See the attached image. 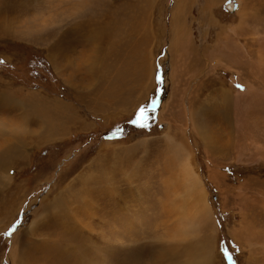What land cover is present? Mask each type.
<instances>
[{"label":"rangeland","instance_id":"374dc122","mask_svg":"<svg viewBox=\"0 0 264 264\" xmlns=\"http://www.w3.org/2000/svg\"><path fill=\"white\" fill-rule=\"evenodd\" d=\"M0 61V264H264V0H0Z\"/></svg>","mask_w":264,"mask_h":264},{"label":"bare ground","instance_id":"6f19581e","mask_svg":"<svg viewBox=\"0 0 264 264\" xmlns=\"http://www.w3.org/2000/svg\"><path fill=\"white\" fill-rule=\"evenodd\" d=\"M232 0H230L229 2H231ZM242 9V8H241ZM242 11V10H241ZM241 11H239V12H241ZM231 31V30H230ZM233 31V30H232ZM235 34V33H234ZM89 42H90V44H91V40L89 39ZM89 49V48H88ZM90 49H91V47H90ZM91 52H93V48L91 49ZM89 53V52H88ZM88 55H91V54H88ZM264 67V66H263ZM262 69H264V68H262ZM253 88V87H252ZM251 89V88H250ZM170 137V136H169ZM172 139V138H171ZM168 140V139H167ZM171 141H173V139L171 140ZM175 143V142H174ZM172 144V143H171ZM174 146V150L177 152V156L180 158V161H181V166H179L180 168V170H181V179H182V182H185L184 184H186V186H187V188H188V196H196L197 195V192H198V190L200 189V183H199V180L197 179V176L194 174V172H193V169H192V165H191V163H190V160H189V156L191 155L188 151H186L184 148H180L179 147V145L177 146L176 145V143L175 144H173ZM171 146V145H170ZM172 149V150H173ZM173 150V151H174ZM9 152H11V151H9ZM9 152H7V153H9ZM174 154V153H173ZM176 154V153H175ZM176 156V155H175ZM262 157V156H261ZM178 158V159H179ZM179 161V160H178ZM259 161H261V162H263L264 163V160L263 159H259ZM5 169V168H4ZM215 177H216V175H215ZM215 177H213V178H215ZM256 184H258V183H256ZM183 187V186H182ZM199 188V189H198ZM262 194H263V192H262ZM201 196H199V198H200ZM188 200H190V198H187ZM198 200V199H197ZM196 200V201H197ZM194 201H195V199H194ZM261 202H262V209H263V211H264V199L263 200H261ZM198 203H199V200H198V202L196 203L197 205H195V211L196 210H198V211H196L195 213H197L196 215L200 218V223H202L201 222V218H207L209 215V210H208V207H207V205L205 204L204 205V207H205V211L204 212H202V210H203V206L201 207V210H200V208H199V206H198ZM202 203V202H201ZM200 203V204H201ZM254 205V204H253ZM256 205V204H255ZM260 209V208H259ZM191 210V209H190ZM253 210V209H252ZM263 211H261V212H263ZM253 212V211H252ZM251 212V213H252ZM192 213V212H191ZM254 213V212H253ZM252 213V214H253ZM184 214H186V212H184ZM210 214H212V213H210ZM242 215H244L243 213H242ZM257 215V214H256ZM207 216V217H206ZM254 216V215H253ZM181 217V216H180ZM210 218V217H209ZM256 218V217H255ZM211 219V218H210ZM208 220V219H207ZM206 220V221H207ZM243 222H244V224L242 223V225H240V228H234L233 229V232L231 233V235H232V237H234V238H241V237H244L245 238V240H246V242L250 245V246H254L253 248L255 249V247H257V245L259 244V243H261V242H259L260 241V237H262V235H260L259 234V230H255V229H257L255 226H252V222H248V221H246V218L245 217H243ZM184 224H185V222H184ZM183 224V225H184ZM187 224V223H186ZM185 224V225H186ZM190 224V223H189ZM84 225V224H83ZM81 226V225H80ZM84 228H85V226H83ZM82 227V228H83ZM88 227V226H87ZM191 227L192 226H190V229H191ZM83 228V229H84ZM193 228H194V226H193ZM189 229V228H188ZM189 229V230H190ZM253 230H255V231H253ZM186 231V230H185ZM187 232V231H186ZM185 232V233H186ZM189 232V231H188ZM188 234V233H187ZM69 237V236H68ZM192 237V236H191ZM70 238V237H69ZM257 238V239H256ZM264 238V237H263ZM243 239V238H242ZM237 240V239H236ZM238 241V240H237ZM263 241H264V239H263ZM262 241V243H261V246L263 247L261 250L264 252V242ZM240 242V241H239ZM211 243V242H210ZM206 245V244H205ZM60 248H62V247H60ZM260 249V248H259ZM57 251H59V250H56L55 252H57ZM16 261V260H15ZM63 264H64V262H63ZM196 264V263H195Z\"/></svg>","mask_w":264,"mask_h":264},{"label":"snow or ice","instance_id":"6c2138e0","mask_svg":"<svg viewBox=\"0 0 264 264\" xmlns=\"http://www.w3.org/2000/svg\"><path fill=\"white\" fill-rule=\"evenodd\" d=\"M3 63V61H0ZM158 83H163V79L161 76H158ZM237 88H240L241 85L237 84ZM157 102L153 100L150 106H143L140 107L137 112L134 114V118L131 119L129 122L134 125L136 128L141 130H151L155 126V119H156V112H157ZM124 135V130L121 128H116L112 134L108 137V139H118ZM20 221L17 220L15 224H13L9 230L5 233L6 236L11 237L17 230ZM224 259L232 260V257L227 248L224 249Z\"/></svg>","mask_w":264,"mask_h":264},{"label":"water","instance_id":"95a60500","mask_svg":"<svg viewBox=\"0 0 264 264\" xmlns=\"http://www.w3.org/2000/svg\"><path fill=\"white\" fill-rule=\"evenodd\" d=\"M228 1H230V0H228Z\"/></svg>","mask_w":264,"mask_h":264}]
</instances>
